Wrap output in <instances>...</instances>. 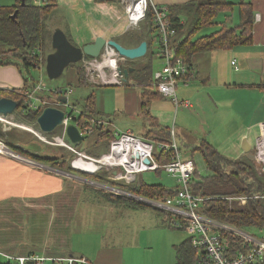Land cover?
<instances>
[{
  "label": "crops",
  "instance_id": "0c3cea01",
  "mask_svg": "<svg viewBox=\"0 0 264 264\" xmlns=\"http://www.w3.org/2000/svg\"><path fill=\"white\" fill-rule=\"evenodd\" d=\"M152 1L158 6H172L184 5L192 0ZM225 1L234 6L233 10L220 13L215 25L228 22L237 26L240 20L239 4L250 3L255 14L252 43L193 55L189 63L192 66V76L189 77L190 79L187 78L188 81L180 82L177 88L179 99L190 101L189 108L183 106L176 108L170 99L158 94L153 85L149 89L157 95L155 97L151 95L150 103L147 105V108L150 105L154 106V110L159 109L161 105L164 107L162 111L168 112L167 109L170 111L173 109L175 113H180V109H188L194 117L201 116L199 113L204 108L214 107L215 116L219 115L217 118L219 121L210 124L209 134H202L203 130L196 131L195 134L191 133L187 135V139H184L182 131L177 134L175 127L171 129L167 126L169 118L164 112H156L157 117L152 115L151 109L147 113L154 122L172 130L176 141L180 140V143H177L182 150L184 147L192 149L202 141H206L229 159H252L255 154V142L260 135L249 132V136H246V132L256 126H264V0ZM182 20L185 21L184 16ZM233 61H236V65L232 64ZM161 67L162 62L160 67L152 68V81L153 72ZM24 86V69H20L18 65H0V89L14 90L22 89ZM144 92L143 88L140 93L141 108ZM245 94H250V97L244 96ZM254 96L259 97L256 106L254 100L252 102ZM142 110L144 113L143 108ZM96 113L97 116L93 115L95 119L103 120L107 129L109 118H102L97 106ZM14 118L23 121L17 114ZM160 121L165 124H161ZM12 127L2 125L5 135L0 141L8 148L10 145L20 149L23 154L12 148L10 149L14 155L0 152V264H17L16 258L32 256L47 258L45 264H60L56 261L57 258L75 257L78 254L94 264H123L122 247L125 245L121 238L119 239L120 225L123 224V219H130L133 216L129 214L130 210L137 211L141 208H133L127 203L110 202L99 191L138 201L127 194L114 193L109 190L110 188H100L101 182L91 178L88 179L87 185L73 181L66 177L64 171L57 169L59 171L57 172L51 166L32 159V155L55 158L60 151L56 148L52 150L50 145L38 140L26 129L17 126L21 130H16ZM125 130L135 133L132 128ZM214 133L219 134L218 142H211L208 139ZM244 137L250 143L251 138L254 137V145L248 153L241 149ZM226 142L228 146L223 150L221 146ZM139 180L143 181L142 178ZM173 189L168 190L173 191ZM131 231L132 229L128 228L127 233L132 234ZM96 232V245L94 249H88L84 241L91 235L84 234L93 235ZM127 233L123 231L122 234L128 236ZM190 237L188 233V238Z\"/></svg>",
  "mask_w": 264,
  "mask_h": 264
},
{
  "label": "trees",
  "instance_id": "16d2710c",
  "mask_svg": "<svg viewBox=\"0 0 264 264\" xmlns=\"http://www.w3.org/2000/svg\"><path fill=\"white\" fill-rule=\"evenodd\" d=\"M94 1L112 2L117 0ZM55 2L54 0H46L44 5L37 6L33 4V0H25V5H21L22 0H18L17 5L13 7H0V65H18L20 69H24L25 75L24 88L14 90L0 89V99L7 97L17 101L18 108L16 114L21 116L23 121L29 125L32 123L36 125V119L40 115V110H31L26 104L29 101L27 95L36 87L30 76V68L41 66V48L49 38L46 27L49 10L54 8ZM233 7L231 3L225 0H192L184 5H170L168 23L176 31V34L171 37V46L176 56L183 58L187 63H191V58L197 53L227 50L240 44H251L253 41L255 14L250 3L239 4L238 11L240 20L237 26H233L228 22L220 23L218 30L194 38L198 31L217 24L216 19L220 13L232 12ZM15 11H17V15L14 20L12 19V15ZM183 16L185 17V21L182 20ZM145 19L148 21L149 27L146 31V36L141 37L139 44L142 41L148 42L147 55H149L150 60L146 64L143 62V64H139L138 66H122L123 69L128 67L134 68V71L129 75L127 83L133 81L140 87H143L142 85H148L147 83L151 81L153 71L151 63L153 56H158L159 54L158 52L155 53L152 47L154 46L153 42L156 40L155 38L159 35L158 28L155 24L153 7H148ZM149 35L151 39L147 38L150 37ZM88 58L91 59V57H86V59ZM70 66H74V64ZM77 73L79 83L87 84L85 69L79 68ZM30 83L33 84L30 85ZM144 90L145 92L142 95V108L148 115L146 108L148 103H150L151 95L155 97L157 93L151 90L149 91L148 86ZM52 95L53 92L46 90L41 98L44 99ZM73 103L76 104L75 102ZM49 105L45 104L44 106ZM93 115L97 116V113L95 95L91 94L86 99L82 114L77 117V120L83 121L84 118L95 119ZM85 126L92 127L93 131L91 134L97 133L99 137H104L106 142H110L116 137L115 131L109 128L106 129L105 125L97 126L87 123ZM36 127L39 128L38 125ZM151 130L148 133L152 132V136L147 137V134H145V138L155 142L171 143L172 130L157 122L154 123V127ZM4 135L5 133L0 127V139H4ZM9 147L19 154H23L20 149L13 148L10 145ZM192 150L202 154L207 169L210 172L206 177H195L197 175L196 170L191 180L192 193L203 198V201L199 204V212L207 217L228 223L244 231L251 229L254 233L250 234L261 238L264 234V176H258L257 172L254 171V156L252 159L230 160L206 141H202L193 147ZM160 154L162 155L158 158V161L164 163L170 161L174 153L173 150H170V152ZM69 156L71 158L73 156L72 153ZM31 157L54 169L68 172L77 171L82 176L143 197L165 199L175 194L174 191H170L162 185L147 184L142 180L133 184L112 181L109 179L111 172L105 170L90 174L85 171L76 170L69 166V164L66 168L64 163L67 160L63 156L49 158L32 155ZM99 193L106 200L113 203H127L133 208L141 209L148 207L145 204H140L132 199L119 197L109 192L99 191ZM238 196H244L246 201L244 203L236 202V200L229 201V197ZM154 210L159 211L157 209ZM159 212L166 216L167 221L168 215L163 211ZM221 235L225 251L229 256L235 257L240 253L249 252L254 248V245L245 242L232 233L222 231ZM176 252L177 264H195L202 257V253L193 247L191 238L184 240L180 245L176 246ZM248 264H264V257L257 258Z\"/></svg>",
  "mask_w": 264,
  "mask_h": 264
},
{
  "label": "built area",
  "instance_id": "2783aa9c",
  "mask_svg": "<svg viewBox=\"0 0 264 264\" xmlns=\"http://www.w3.org/2000/svg\"><path fill=\"white\" fill-rule=\"evenodd\" d=\"M46 0H33V4L37 6L44 5ZM151 6L155 12V24L158 28V57L161 59L162 67L153 72L152 85L156 88L158 94L162 97L170 99L177 107L183 106L189 108L191 103L189 100H180L177 95L178 84L183 81H188L192 76V66L185 62L183 58L176 56L174 49L171 46V37L176 34L168 23L169 6H158L152 0H137L136 4L132 5L134 10L141 7V12L138 15L136 22L144 20L148 7ZM113 51L116 59L115 63L109 62L110 52ZM103 55L99 58H91L83 60L87 75H90V80L101 83L105 86L124 85V74L120 71L122 66L121 61L128 59L120 56L112 47H106L103 50ZM106 56L108 58H106ZM117 57V58H116ZM101 60V62H100ZM236 65V61L232 62ZM83 67V68H84ZM189 78V79H187ZM47 88L37 85L27 95L29 101L27 106L31 110H40L45 108V104L58 107L65 112L63 124L58 128L61 133L49 135L42 132L40 129H28L34 133L42 142L64 148L76 154L73 160V168L83 170L85 160H93L100 166V170L106 169L111 172L109 179L123 184H133L137 182L138 176L147 171L157 172L159 170L166 171L177 179L178 186L173 189L174 195L165 199L147 198L133 194L126 190L112 187L111 185L100 183V188H107L114 193L127 194L138 202L148 205L159 211H163L168 215L167 221L174 229L187 231L191 235V242L194 248L202 253L201 259L195 264H248L257 258L264 257V234L261 238L245 232L242 229L234 227L228 223L215 220L207 217L199 212V204L203 198L194 195L191 191V180L196 171V164L193 159L185 158L182 154V149L178 145L174 133H172L171 143L155 142L143 136L136 135L130 130L115 131L116 137L110 141L109 150L98 158L92 157L81 150H78L67 136V127L69 124H75L82 135H90L93 131L92 127H87L85 124L102 126L105 125L103 120L86 119L83 121L77 120L81 116L82 111L78 116L73 112L76 110L75 105L71 102L70 97L74 92L72 87H59L56 89H47L53 92L51 97L42 99V95ZM67 97V103L60 102V97ZM68 108L69 111H68ZM79 119V118H78ZM11 126H18L10 120H5ZM90 120V122H89ZM264 127V126H263ZM51 136V137H50ZM0 145L4 146L6 152L0 149V152L7 155H14L13 151L5 146L1 141ZM173 150V156L170 161L159 162L160 153L170 152ZM10 152V153H7ZM12 153V154H11ZM149 161L148 163L146 161ZM254 160L260 163V169L264 173V135L256 139ZM82 161V162H80ZM77 175V174H76ZM76 178L82 179L84 182H89L80 176ZM97 184V183H94ZM112 188V189H111ZM246 200V198H242ZM170 217V218H169ZM222 231H226L243 239L245 242L254 245V248L246 253H240L235 257L229 256L225 251L223 244ZM17 264H45L47 258L32 256L19 257L15 259ZM60 264H94L84 257H65L57 258Z\"/></svg>",
  "mask_w": 264,
  "mask_h": 264
},
{
  "label": "rangeland",
  "instance_id": "374dc122",
  "mask_svg": "<svg viewBox=\"0 0 264 264\" xmlns=\"http://www.w3.org/2000/svg\"><path fill=\"white\" fill-rule=\"evenodd\" d=\"M54 8L49 10V17L47 21V30L49 38L46 40L45 45L41 48V57L42 59L41 66L39 67H32L30 68V76L33 83L37 86L40 84V87H45L47 89H56L58 87H73L74 92L70 97L71 102H75V111L73 112L74 115L78 116L79 112L82 110L86 99L91 96V94L95 95L96 99V106L99 114H101L102 118H109V125L107 126L109 129H113L114 131L117 130H125L126 128H132L136 135H145L147 137L152 136V131L154 127V121L150 118L146 112L143 113L141 108V101H140V93L143 88L147 87L152 88V78L151 81L148 82V85H142L140 87L135 85L132 81L130 83L125 84L122 86H101L97 82H93L90 80V75H87V84H80L79 83V76L77 70L79 68L84 67L85 62H79L74 64V66H69L65 69L64 73L57 79H50L47 75L46 71V57L48 54L53 52L52 48V34L56 28L62 29L70 39V41L75 44L76 46L83 47L88 43H92L96 37V35L91 31V28L100 26L104 31H108L109 34H117V30L112 27L113 17L111 15H115L114 11H110V7H119V4H124L125 6H132L136 4L137 0H117L112 2H95L92 0L93 5L98 13V20L95 19L92 15L85 16L81 12L76 11L75 9L70 8V5L67 3L60 2L61 0H54ZM133 2V3H132ZM18 0H0V7L17 5ZM138 15L132 16L130 20L129 27L127 30L122 34L114 35L113 38L116 39L118 42L128 46H137L139 45V41L141 37L146 36V31L148 30V21L146 19L136 22ZM110 20V22H109ZM217 21V20H216ZM219 23V22H218ZM219 29V26H209L205 27L204 29L198 31L194 38L197 36L206 35L212 33ZM150 36V35H149ZM151 39L150 37H147ZM154 38V37H153ZM157 41V38H155ZM153 42V49L155 53L157 52V42ZM104 52H102L103 55ZM105 54V53H104ZM107 57V56H106ZM108 58V57H107ZM117 58V57H116ZM86 60H89L86 59ZM149 55H146L144 58L140 60H129V61H121L120 64L122 66L128 65H136L145 64L149 61ZM161 59L158 58L156 55L153 56L152 61V68L155 69L156 67H160ZM101 62V60H100ZM129 68V67H128ZM85 72L86 68L84 67ZM70 85V86H69ZM46 89V90H47ZM150 90V89H149ZM244 96L250 97V94H245ZM254 100V106L257 105L259 100L258 96H254L252 98V102ZM161 103V102H158ZM166 103V101H164ZM202 108V106H201ZM70 108H68L69 111ZM151 109V113L153 116H156V112H164L165 116L169 118V126L171 129L173 127L176 128V132L178 134L179 131L183 132L184 139H187V135H191V133L195 134L196 131H202V134H209V126L213 122H218V114L215 116L214 107L210 109L204 108L199 114L201 116H192L190 113L191 111L188 109H180V113H175L168 110V112L162 111L164 109L163 106L160 105V108L154 110V106L146 108V111ZM17 113V112H16ZM16 113L14 115H16ZM41 113V112H40ZM203 114L205 116H203ZM14 115L10 116L5 120H10L16 124H19L21 128L26 129L29 131L33 136H35L38 140L39 138L32 133L28 129H40L34 126H37L34 123L29 125L28 123L22 121H17V119H13ZM141 117L144 119H141ZM38 118V117H37ZM170 118L171 121H170ZM4 119L0 115V127L4 126ZM37 120V119H36ZM108 120V119H107ZM210 120V121H209ZM216 120V121H215ZM209 121V122H208ZM161 124H165L163 121H160ZM204 122L205 125H204ZM150 124V127L148 128ZM6 127L10 128L11 125L7 124ZM26 127V128H25ZM16 130H21V128L12 127ZM148 128V129H146ZM25 131V130H24ZM255 133L253 130L248 131L249 136L250 133ZM17 133V132H15ZM61 133V130L57 128L53 133H50L51 136L55 134ZM256 134V133H255ZM30 135V134H28ZM50 136V137H51ZM191 138V137H190ZM208 139L212 142L219 141V134L214 133L212 137H208ZM177 142L180 143V140L177 139ZM225 143V142H223ZM110 142H106L104 137H99L96 134H90L86 136V139L82 142L75 144L78 150L84 151V153L98 158L104 153L109 150ZM251 144L254 145V137L251 138ZM228 144H223L221 148L226 150ZM50 147L56 148L60 151L58 157H64L67 162L64 163V166H71L73 167V160L76 158V154L70 152L64 148L52 146ZM4 151V150H2ZM222 151V150H221ZM72 157L70 158L69 155ZM183 157L191 158L194 160L197 169V176L206 177L210 174L207 166L205 164L204 158L202 154L198 151H193L192 149H187L186 147L182 150ZM224 154V153H222ZM226 156V155H224ZM230 157V156H228ZM253 168H255V172H257L258 176H264L263 171L260 169V163L253 162ZM57 170V169H56ZM105 170L106 169H102ZM55 171V170H54ZM64 171V170H63ZM57 172H59L57 170ZM62 173V172H61ZM64 174L68 179L73 181L81 182L87 185V182L77 180L74 176H80L84 179H90L88 177L82 176L77 171H64ZM77 174V175H76ZM142 178L144 182L149 184H159L165 188L173 189L178 186L177 179L173 177L171 174H168L166 171L159 170L157 172L154 171H147L143 172L138 176V180ZM121 183V182H119ZM109 185V184H108ZM113 187V186H112ZM107 193V192H105ZM244 196L238 197H229V201L242 202L244 203L246 200H242ZM130 215L133 216L130 219H123L120 225L121 233L119 234V239L123 243V251H124V262L123 264H177V252L176 246L180 245L185 239L188 238V232L183 230L174 229L170 226L169 222L166 221V216L150 207H146L144 209H139L137 211L130 210ZM131 221V222H130ZM116 220L114 221V223ZM128 228L132 229L131 233L128 234ZM125 231L128 236H124L122 233ZM247 233H254L253 230H245ZM84 235H91L87 239H85L84 243H86L88 249H94L96 242H97V232L95 234H88L85 233ZM139 237H138V236ZM116 239L115 237H112ZM136 238L138 240H136ZM83 240V238H82ZM131 240V241H128Z\"/></svg>",
  "mask_w": 264,
  "mask_h": 264
},
{
  "label": "water",
  "instance_id": "95a60500",
  "mask_svg": "<svg viewBox=\"0 0 264 264\" xmlns=\"http://www.w3.org/2000/svg\"><path fill=\"white\" fill-rule=\"evenodd\" d=\"M21 5H25V0H22ZM17 11L12 15L15 20ZM106 47H112L120 56L128 60H138L144 58L148 53V42L142 41L139 45L134 47H127L118 42L113 37H106L103 34L97 33L94 41L88 43L83 47L76 46L68 38L67 34L60 28H56L52 34V48L53 52L46 57V71L50 79L59 78L72 64L82 62L86 57L99 58ZM120 71L124 74V80L127 81L130 73L134 71L133 67L126 68ZM60 102L67 103V97L59 98ZM18 108V102L14 99L3 97L0 99V115L7 119L14 115ZM65 117L64 110L55 106H46L38 116L36 123L40 130L46 134L53 133L60 125L63 124ZM7 123H4L6 127ZM67 136L73 144H77L86 139L85 135L80 133V130L75 124H69L67 127ZM10 149V148H9ZM241 149L248 153L252 149L251 143L246 137L242 139ZM230 160H233L230 158ZM149 162L148 160L146 161ZM85 172L90 174L100 171V166L93 160H85L83 163ZM75 257L81 258L78 254ZM30 264H34L30 262Z\"/></svg>",
  "mask_w": 264,
  "mask_h": 264
},
{
  "label": "bare ground",
  "instance_id": "6f19581e",
  "mask_svg": "<svg viewBox=\"0 0 264 264\" xmlns=\"http://www.w3.org/2000/svg\"><path fill=\"white\" fill-rule=\"evenodd\" d=\"M60 2L67 3L70 5V8L81 12L85 16L92 15L95 19L98 20V13H97L94 5H93L92 0H61ZM117 6L116 7H110V9H109L111 12L114 11L116 13L115 15L110 16V17L114 18L113 20H115L111 24H112V27L117 30V34H122L129 27L130 20H131L132 16H134L136 14L139 15V13L141 12V7H138L137 10H134L132 6H125L124 4H119L118 9H117ZM109 22H110V20H109ZM91 31L95 35L97 33H100V34L105 35L106 37H112L114 35H117V34H113V35L109 34L108 31H106V30L104 31L100 26L91 28ZM114 56H115V53L113 51H111L110 56H109V58H110L109 62L115 63L116 59H112V57H114ZM251 130H253L256 134H259L260 136L264 135V127L263 126H256V127L252 128ZM246 135H248V130L246 132ZM0 149L4 150V152H6V149L4 146L0 145ZM7 153H10V152L7 151ZM80 162H82V161H80Z\"/></svg>",
  "mask_w": 264,
  "mask_h": 264
},
{
  "label": "flooded vegetation",
  "instance_id": "af4514ba",
  "mask_svg": "<svg viewBox=\"0 0 264 264\" xmlns=\"http://www.w3.org/2000/svg\"><path fill=\"white\" fill-rule=\"evenodd\" d=\"M129 61V60H128ZM134 61V60H133ZM130 62V61H129ZM122 66V65H121ZM122 70H124L123 68H122ZM49 135H51V134H49Z\"/></svg>",
  "mask_w": 264,
  "mask_h": 264
}]
</instances>
